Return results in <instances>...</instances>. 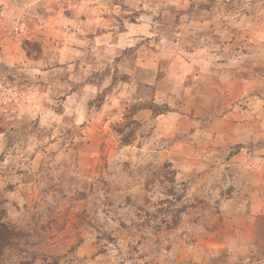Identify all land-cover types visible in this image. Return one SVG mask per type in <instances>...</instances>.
Returning a JSON list of instances; mask_svg holds the SVG:
<instances>
[{
	"label": "rangeland",
	"instance_id": "obj_1",
	"mask_svg": "<svg viewBox=\"0 0 264 264\" xmlns=\"http://www.w3.org/2000/svg\"><path fill=\"white\" fill-rule=\"evenodd\" d=\"M10 34L1 264H264V0H0Z\"/></svg>",
	"mask_w": 264,
	"mask_h": 264
},
{
	"label": "crops",
	"instance_id": "obj_2",
	"mask_svg": "<svg viewBox=\"0 0 264 264\" xmlns=\"http://www.w3.org/2000/svg\"><path fill=\"white\" fill-rule=\"evenodd\" d=\"M22 39H23V34H20V35L10 34V35H7L6 37H0V111H5L6 115L7 116L10 115V117L12 118L13 117L23 118L25 120H28L29 117H31V115L34 114L32 112L29 113L28 111L31 110V107H33L38 102L34 100L33 91L25 92V89H24L23 94L27 95L29 93L30 95L28 100L21 97L22 95H20V99L18 98L19 99L18 101H17V97L13 96L12 98L10 96V94H17V95L20 94V92L16 90V88H18L17 84L20 83V87H23V88L26 87V82L22 81L23 73L27 72L30 75H35L34 74L35 71L38 70V66H37L38 64L34 62H30V59L27 58L25 50L23 48ZM22 64H28L29 67L21 68ZM64 69L67 70V68L63 66H54L52 70H55L58 73H60V71H63ZM32 70H34V73L32 72ZM52 70H46V71H43L42 73L44 75L45 74L49 75V73H53L51 72ZM38 72L40 71L38 70ZM53 82L48 87V91H46V95L59 93V87L63 86L64 84V82L60 80H57V81L53 80ZM21 84H25V85L21 86ZM34 87H36V85H34ZM72 97H75V95L67 98V101ZM12 102H16L14 104L15 108L9 111L8 106ZM16 109L20 113L19 115L18 113L15 112ZM22 111H25L26 114H23ZM43 117L44 118L47 117V114H45V116ZM60 117L64 118L66 116L65 114H63V116L62 115L54 116L55 119H58ZM0 149H2L1 142H0Z\"/></svg>",
	"mask_w": 264,
	"mask_h": 264
},
{
	"label": "clouds",
	"instance_id": "obj_3",
	"mask_svg": "<svg viewBox=\"0 0 264 264\" xmlns=\"http://www.w3.org/2000/svg\"><path fill=\"white\" fill-rule=\"evenodd\" d=\"M25 151H28L25 149ZM19 156L24 158V161L27 160V157L24 156V152H20ZM13 163L16 167L24 168V167H30V164H26L23 161L19 160V157H14ZM8 167V161H5L4 165H0V189L4 187L8 182H12L14 184L18 183L19 178L12 179L11 176H8L6 179L5 177L8 175L4 172V169ZM185 171H188L187 169ZM14 175V173H13ZM107 179V177H106ZM101 197L103 198L104 193H100ZM28 193L26 190H22L19 187L16 190V193L13 195L12 199L19 205H23L27 202ZM166 255H171V253H166ZM109 256L112 257L111 259H108L105 261V264H120L121 260H124V257H116L115 250L113 249ZM124 264H128V262L125 260Z\"/></svg>",
	"mask_w": 264,
	"mask_h": 264
},
{
	"label": "trees",
	"instance_id": "obj_4",
	"mask_svg": "<svg viewBox=\"0 0 264 264\" xmlns=\"http://www.w3.org/2000/svg\"><path fill=\"white\" fill-rule=\"evenodd\" d=\"M15 238V231L4 220V216L0 213V264L2 263V255L6 247H8Z\"/></svg>",
	"mask_w": 264,
	"mask_h": 264
}]
</instances>
